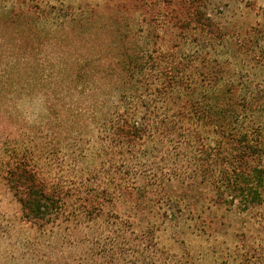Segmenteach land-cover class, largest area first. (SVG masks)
Segmentation results:
<instances>
[{
	"label": "rangeland",
	"instance_id": "374dc122",
	"mask_svg": "<svg viewBox=\"0 0 264 264\" xmlns=\"http://www.w3.org/2000/svg\"><path fill=\"white\" fill-rule=\"evenodd\" d=\"M209 1L218 3L209 10L231 32L264 17V0ZM64 2L77 13L43 19L42 31L51 34L31 42L24 27L17 38L1 21L0 6V264H264V204L215 209L205 204L209 190L187 177L163 186L140 181L133 198L117 199L98 134L105 89L98 82L76 85L72 63L102 59L94 46L110 41L111 27L131 30L128 42L149 52L184 40L162 20L140 32V13L116 2ZM75 17L87 26L73 31ZM20 158L63 192V209L47 226L26 220L8 184L7 167ZM190 210L206 217L190 219ZM213 213L222 216L214 230L206 220Z\"/></svg>",
	"mask_w": 264,
	"mask_h": 264
},
{
	"label": "trees",
	"instance_id": "16d2710c",
	"mask_svg": "<svg viewBox=\"0 0 264 264\" xmlns=\"http://www.w3.org/2000/svg\"><path fill=\"white\" fill-rule=\"evenodd\" d=\"M64 1L0 0L1 21L17 38L24 27L28 42L47 37L43 19L77 13ZM109 1L140 13V32L162 20L165 30L184 40L171 42L168 51L149 52L128 42L131 30L111 27L110 41L94 46L104 51L102 59L72 63L76 85L98 82L105 89L98 134L117 199L133 198L140 181L163 186L187 177L209 190L205 204L215 209L247 211L264 204V17L231 32L215 20L209 6L218 3L209 0ZM72 23L73 31L87 26L77 17ZM93 31L98 41L100 32ZM6 178L26 220L43 227L59 216L63 192L31 160L10 163ZM188 215L205 216L198 210ZM221 217L213 213L206 220L214 230Z\"/></svg>",
	"mask_w": 264,
	"mask_h": 264
}]
</instances>
